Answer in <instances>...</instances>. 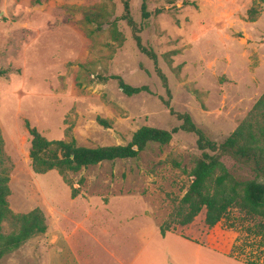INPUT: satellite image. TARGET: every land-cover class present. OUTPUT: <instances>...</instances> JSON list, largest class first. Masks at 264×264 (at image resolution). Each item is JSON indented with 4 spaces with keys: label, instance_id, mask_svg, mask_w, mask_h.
<instances>
[{
    "label": "rangeland",
    "instance_id": "374dc122",
    "mask_svg": "<svg viewBox=\"0 0 264 264\" xmlns=\"http://www.w3.org/2000/svg\"><path fill=\"white\" fill-rule=\"evenodd\" d=\"M125 1L143 45L158 57L172 108L189 114L211 141L220 144L231 135L264 93V4L258 0H144L147 19L143 0H0V131L12 169L7 202L15 214L41 209L47 223L44 235L0 264H75L62 242L68 232L71 241H85L79 247L91 250L89 264H108L93 241L193 240L174 223L172 231L160 232L187 191L185 172L201 154L192 134L179 132L166 146L149 145L135 160L104 162L65 178L31 169L25 122L47 140H62L71 126L77 145L86 148L126 145L145 126L179 125L160 100L165 91L153 62L137 51L120 19ZM254 3L259 15L249 22ZM113 22L124 37L121 47L111 37ZM110 75L132 87L146 86L151 94L128 98L115 81L97 79ZM97 118L111 121V128ZM222 162L233 169L230 159ZM204 214L192 222L193 231L237 241L242 260L264 264L258 218L231 209L209 229ZM3 232H10L6 223ZM56 239L59 244L46 252L43 241ZM164 262L156 254L149 260Z\"/></svg>",
    "mask_w": 264,
    "mask_h": 264
},
{
    "label": "trees",
    "instance_id": "16d2710c",
    "mask_svg": "<svg viewBox=\"0 0 264 264\" xmlns=\"http://www.w3.org/2000/svg\"><path fill=\"white\" fill-rule=\"evenodd\" d=\"M42 1L35 0L37 4ZM258 1L264 4V0ZM141 12L142 18L147 19L144 0ZM258 15L259 8L254 3L247 11V20L255 22ZM120 19L130 28L137 51L153 62L155 74L165 91L166 99L160 97V100L179 125L169 130L145 126L138 129L126 145L86 148L77 145L72 137L71 126L64 130L62 140H47L36 128L25 122L30 136L29 159L32 172L44 175L56 171L65 178L66 173H78L81 169L104 162L135 160L149 145L166 146L179 132L192 134L196 137V145L201 154L193 167L185 172L187 191L170 215V223L160 226L161 234L172 231L171 223L180 227L190 225L203 210L204 224L209 229L225 220L231 209H237L250 219L258 218L257 227L264 230V93L231 135L220 144L211 141L194 124L189 114L178 113L172 108L168 80L158 67L156 53L143 45L141 29L133 20L126 1ZM92 21L87 20L88 23ZM94 22L98 23V20L95 18ZM110 28L113 41L121 47L124 37L117 31L116 22L111 23ZM97 79L99 82L115 81L121 93L128 98L142 93L151 94L146 86L132 87L118 75L99 76ZM97 123L105 129L112 126L111 121L100 118H97ZM225 158L234 162L232 170L222 162ZM173 163L178 167L177 163ZM11 170L0 131V262L4 257L18 251L29 240L44 235L47 231L46 217L41 209L34 208L20 214L10 210L7 198L10 195L8 183ZM240 171L251 173L253 179L243 177ZM71 197L75 198L74 190ZM4 223L9 228L8 234L3 232Z\"/></svg>",
    "mask_w": 264,
    "mask_h": 264
},
{
    "label": "crops",
    "instance_id": "0c3cea01",
    "mask_svg": "<svg viewBox=\"0 0 264 264\" xmlns=\"http://www.w3.org/2000/svg\"><path fill=\"white\" fill-rule=\"evenodd\" d=\"M192 223L184 226L179 233H187L195 241H93L108 260V264H150L156 255L165 259L164 264H253L242 260L235 247L237 241H220L214 234H203L192 230ZM79 228L81 226H78ZM149 227L148 225L144 228ZM159 226H153L159 231ZM73 232L66 234L68 255L75 264H89L91 250L79 247L85 241H71ZM183 237V236H182ZM200 240V241H196ZM30 242V241H29ZM60 241H43L46 252L48 247L55 248ZM28 244V242H27ZM82 256V257H81ZM89 258V259H88ZM40 260V259H38ZM44 264V263H42ZM46 264V263H45ZM52 264H60L57 260Z\"/></svg>",
    "mask_w": 264,
    "mask_h": 264
}]
</instances>
